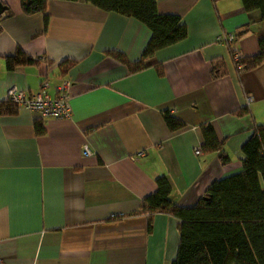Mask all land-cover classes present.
<instances>
[{"label": "crops", "instance_id": "obj_1", "mask_svg": "<svg viewBox=\"0 0 264 264\" xmlns=\"http://www.w3.org/2000/svg\"><path fill=\"white\" fill-rule=\"evenodd\" d=\"M0 2V103L10 86L34 94L45 80L53 97L70 82L68 118L0 114V259L170 264L179 221L136 212L158 176L172 203L190 206L211 181L241 169V144L264 124V61L237 72L230 53L254 55L264 21L240 0H156L157 12L177 16L186 34L141 57L149 30L133 18L83 0H46L44 22L43 13H24L21 0ZM226 33L231 42L217 40ZM17 49L37 62L7 70L5 57ZM109 52L143 67L129 72ZM215 58L222 71L212 78ZM164 112L183 126L168 130ZM202 124L222 142L227 163L203 153Z\"/></svg>", "mask_w": 264, "mask_h": 264}, {"label": "trees", "instance_id": "obj_2", "mask_svg": "<svg viewBox=\"0 0 264 264\" xmlns=\"http://www.w3.org/2000/svg\"><path fill=\"white\" fill-rule=\"evenodd\" d=\"M75 1V0H69ZM106 11L133 18L149 30V38L141 57L177 42L186 30L179 18L160 14L156 0H83ZM46 0H21L26 14H44ZM245 12L256 11L264 21V0H240ZM258 51L248 57L233 60L237 72L247 71L264 61V34L257 39ZM123 62L129 72L143 67L141 61L130 63L119 52H109ZM232 54V52L230 53ZM5 67L34 64L21 50L5 57ZM221 60H211L210 76L221 73ZM243 110L236 111L240 115ZM16 108L8 101L0 103V114H14ZM167 129L174 131L183 123L167 112L162 115ZM201 149L204 154L216 152L222 164L228 158L208 125H200ZM36 135L44 129L39 121L33 122ZM241 169L210 182L203 195L190 206H178L170 201V186L165 176L155 178V190L142 198L136 213L163 212L176 218L178 242L176 254L170 264H264V124L255 125L240 146Z\"/></svg>", "mask_w": 264, "mask_h": 264}, {"label": "built area", "instance_id": "obj_3", "mask_svg": "<svg viewBox=\"0 0 264 264\" xmlns=\"http://www.w3.org/2000/svg\"><path fill=\"white\" fill-rule=\"evenodd\" d=\"M218 41L227 43L233 40V35L226 33L220 35L217 38ZM234 61H238L241 55L234 52L232 53ZM45 80L40 83V90L34 94L26 93L24 90L19 89L15 86H10L5 92L6 101L10 102L17 109H24L35 113L42 117H51L55 119L68 118L70 114V107L68 103L69 95L68 89L70 82L68 80H62L59 85L56 86L55 96H48L43 89L46 87ZM250 98H246V103L249 102ZM82 155L88 153L87 148L82 146ZM138 155H142V152H138ZM194 155H199L200 150L198 148L193 150ZM0 264H4L0 259Z\"/></svg>", "mask_w": 264, "mask_h": 264}, {"label": "water", "instance_id": "obj_4", "mask_svg": "<svg viewBox=\"0 0 264 264\" xmlns=\"http://www.w3.org/2000/svg\"><path fill=\"white\" fill-rule=\"evenodd\" d=\"M6 9V6L0 2V14Z\"/></svg>", "mask_w": 264, "mask_h": 264}]
</instances>
